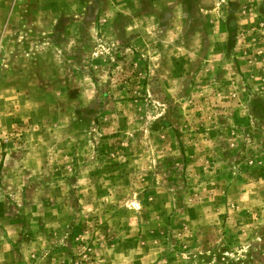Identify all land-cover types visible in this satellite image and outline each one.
<instances>
[{"label": "rangeland", "instance_id": "rangeland-1", "mask_svg": "<svg viewBox=\"0 0 264 264\" xmlns=\"http://www.w3.org/2000/svg\"><path fill=\"white\" fill-rule=\"evenodd\" d=\"M0 264H264V0H0Z\"/></svg>", "mask_w": 264, "mask_h": 264}]
</instances>
